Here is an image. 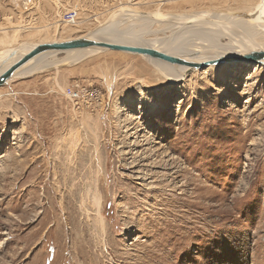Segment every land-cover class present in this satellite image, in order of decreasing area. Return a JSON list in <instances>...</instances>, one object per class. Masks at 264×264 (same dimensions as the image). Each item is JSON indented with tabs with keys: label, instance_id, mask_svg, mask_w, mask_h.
Here are the masks:
<instances>
[{
	"label": "rangeland",
	"instance_id": "374dc122",
	"mask_svg": "<svg viewBox=\"0 0 264 264\" xmlns=\"http://www.w3.org/2000/svg\"><path fill=\"white\" fill-rule=\"evenodd\" d=\"M261 1L0 0V52L118 18L142 43L176 36L169 17L256 25ZM63 58L0 87V264H264V66L221 63L172 83L138 54Z\"/></svg>",
	"mask_w": 264,
	"mask_h": 264
},
{
	"label": "bare ground",
	"instance_id": "6f19581e",
	"mask_svg": "<svg viewBox=\"0 0 264 264\" xmlns=\"http://www.w3.org/2000/svg\"><path fill=\"white\" fill-rule=\"evenodd\" d=\"M126 14L127 12H125V15ZM250 14L252 15L251 17L255 19L253 23H255L257 26L264 27V3L262 1L254 7L252 13ZM118 16H116V18ZM154 16L158 19L162 18L160 15L156 13L154 14ZM169 18H170L169 22L173 23L169 25V29L173 31L179 30L177 32V35L176 36L174 35V37L171 39H166V40L158 39L151 41L150 43L147 42L142 43L140 41L139 35L132 31L133 29L129 27L122 29L120 27L121 22L119 19L121 18H118L119 21L117 19L112 21L113 20L112 19L110 23L106 22V24L103 25L100 24L98 28H96L93 32L79 38L95 40L107 44L150 48L166 55L181 58L183 59L184 63L171 65L163 61L148 57L150 58L151 64L154 66V68L162 72V74L166 75L170 80V82L172 83L180 80L185 71L188 70L190 71V69L196 70L199 64L202 62H206L208 60H220L223 57L242 56L252 52H257V53L264 52V48L260 47L259 43L253 39L254 34L255 35L258 34V30L256 29L257 27L256 25H253L251 22H249V19L246 20L238 17H230L224 14H217V13L215 14L199 13L197 16L193 15V16H183V18L181 17L180 18L169 17ZM200 19L202 20L201 22ZM139 21H142V23L145 24L147 22V19L139 20ZM218 22L220 24H216ZM214 25H216V27ZM224 37L227 38L228 41L224 44H221L220 38L224 39ZM60 42L61 41L56 40L45 43H60ZM62 42L65 41L62 40ZM37 45H40V43L25 45V46H21L20 48L19 47L14 49L7 48L6 50L5 49L2 50V52H0V75L4 73L9 67H11V65H13L16 61H18L24 55L29 53V51H31ZM99 50L104 51L107 49H102L100 47H91L86 49L68 50L63 52H46L29 60V62H27L25 65H23L16 71L13 77L15 78L19 76H26L35 71H39V70L41 71V69L54 65V62L49 61V59L53 58V55L55 56L56 54L59 53H64L66 55V58L65 59L63 58V60L66 61V63L67 62L75 63L81 59L86 58L89 55L96 53ZM249 63L250 62H245L244 65L247 66L249 65ZM255 63L264 66V58ZM75 142H77V140ZM57 193L53 194V197L58 196L59 193L58 194ZM81 201L84 200L81 199ZM91 202H93L92 203L93 205L91 206H93L94 208L93 222L95 223L96 226L95 228L103 237L106 234V227H105V221L100 213V207H101L100 197L96 191L92 196ZM61 208H62L61 211L65 210L64 205H61ZM87 212L86 215L89 218V214ZM54 213L56 214L55 211ZM105 244H101L102 248L104 249V252H106L107 249L104 246ZM79 264H85L84 260L81 261Z\"/></svg>",
	"mask_w": 264,
	"mask_h": 264
},
{
	"label": "water",
	"instance_id": "95a60500",
	"mask_svg": "<svg viewBox=\"0 0 264 264\" xmlns=\"http://www.w3.org/2000/svg\"><path fill=\"white\" fill-rule=\"evenodd\" d=\"M91 47H100L102 49H108L111 51L127 52V53L147 56V57L157 59V60L163 61L171 65L184 63L183 59L181 58L166 55V54L157 52L150 48L107 44V43H102V42L95 41V40L78 38V39H72V40L60 42V43H44V44L37 45L31 51H29V53H27L22 58H20L18 61H16L13 65H11V67H9L4 73L0 75V87L4 85L7 82V80L12 78L20 67H22L27 62H29V60H31L32 58L40 54H43L46 52H63V51H68V50L86 49V48H91ZM263 58H264V52H261V53L252 52V53H248L242 56L223 57L220 60H208L206 62L200 63L198 68L200 67L206 68L208 66H213V65H217L221 63H231V62L255 63Z\"/></svg>",
	"mask_w": 264,
	"mask_h": 264
},
{
	"label": "built area",
	"instance_id": "2783aa9c",
	"mask_svg": "<svg viewBox=\"0 0 264 264\" xmlns=\"http://www.w3.org/2000/svg\"><path fill=\"white\" fill-rule=\"evenodd\" d=\"M18 2L20 1V0H17ZM21 1H24V0H21ZM74 17V15H70L69 16V18L68 19H72ZM62 20V19H61ZM63 21V20H62ZM65 21V20H64ZM70 22H73V21H70ZM67 95L71 98V99H73V100H76V99H78L79 97H80V95H81V93H80V91H71V90H68V93H67Z\"/></svg>",
	"mask_w": 264,
	"mask_h": 264
}]
</instances>
